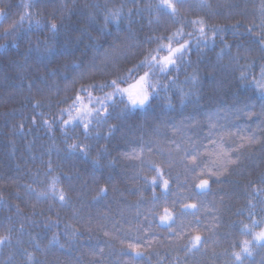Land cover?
Wrapping results in <instances>:
<instances>
[{"label":"trees","instance_id":"obj_1","mask_svg":"<svg viewBox=\"0 0 264 264\" xmlns=\"http://www.w3.org/2000/svg\"><path fill=\"white\" fill-rule=\"evenodd\" d=\"M24 2L0 0V8L9 13L8 23L19 19L24 9L17 6ZM48 2L47 8L33 11L42 12L45 20L55 12L62 30L54 40L49 33L33 29L27 35L18 34L17 48L0 49V234L14 229L10 244L0 246V264H128L134 255L128 243L143 245L145 241H150V246L141 248L144 256L137 258L140 264H233L232 252L240 250L233 246L251 239L242 234L243 226L255 221V231L264 228V99L251 87V79L247 83L239 79L240 70L249 64H253L249 77L259 79L264 66V58L253 44L257 37L246 32L260 23L261 0H207L211 8L202 7L201 0H187L175 20L150 13L148 5L154 0H64L71 14L65 11L62 19L61 0ZM121 5H125L121 23H109L107 34L102 35L106 8L119 9ZM196 19L207 25V46L204 41L197 44L198 32L189 23ZM233 26H238L235 35ZM215 27L226 31L213 41L210 29ZM181 28L184 39L191 41L190 52L179 72L173 73L174 84L167 93L161 92L146 114L116 119L122 107L118 106L109 109L112 118L107 123L90 125L87 139L82 126L73 130L69 125L62 131L60 113L70 108L81 85L99 84L117 74L111 65H101L99 58L95 64L104 70L87 71L96 55L93 43L104 49L114 40L131 45L130 53L117 66L119 74L126 75L127 68L157 47L159 38ZM188 32L193 36L188 37ZM46 41L58 53L47 69L25 60L30 47ZM10 43L0 39V44ZM225 43L231 45L233 54L239 50V63L227 55L218 59ZM249 47L251 54H244ZM74 64L87 71L82 79ZM30 82H36L31 90ZM37 101L38 108L34 107ZM67 117L65 112L63 118ZM210 123L215 125L211 135ZM112 125L116 130L109 135ZM249 136L257 142L250 143ZM72 143L85 145L88 155L70 152ZM241 143L244 146L238 147ZM192 144L200 150L203 177L197 175L199 169L191 173L192 165L184 158ZM141 146L143 160L156 163L170 181V210L177 201V220L171 231L159 220L165 206L160 195L163 189H156L154 204L148 183L156 173L141 171L139 160L127 158L126 153L133 149L138 153ZM221 147H238L231 155L239 160L228 166L218 182L207 171L219 167L214 161ZM54 178H58L57 188L66 194L65 205L59 200L36 199L35 193L46 191ZM201 178L209 179L203 193L195 188ZM103 186L107 194L94 199ZM180 202L196 203V215L181 217ZM190 225L198 226L208 243L199 252L186 254L187 234H195ZM73 229H78L75 236L71 235ZM182 230L186 235L178 236ZM105 231L110 235L105 236ZM54 235L57 243H52ZM244 264H264V247L253 248Z\"/></svg>","mask_w":264,"mask_h":264},{"label":"snow or ice","instance_id":"obj_2","mask_svg":"<svg viewBox=\"0 0 264 264\" xmlns=\"http://www.w3.org/2000/svg\"><path fill=\"white\" fill-rule=\"evenodd\" d=\"M133 3H137V0H132ZM187 3V0H154V2L149 3L148 11L150 13H156L158 16H166L175 20L179 16L180 8L184 7ZM49 6L48 0H25V2L17 7L23 8L24 11L19 15L18 20L9 21V13L4 9L0 8V27L3 28V35L0 36V39L5 41H11L10 44H0V49L8 48H17V39L19 38L18 34L27 35L28 32H32L35 29L37 32L43 34L45 32L50 34L51 39H55L62 30V25L56 23L57 16L55 12L50 14V16L45 20L43 18L42 12H35L34 9H45ZM201 6L206 8H211V5L207 3V0H201ZM52 7H56L52 5ZM61 19L63 18L64 12L67 11L71 14L69 5L61 0L60 5ZM93 8H98L99 5H92ZM125 5H121L119 9H107L104 16V28H102L101 34H107V26L109 23L119 25L122 20V12ZM139 11V10H138ZM89 19H92V16L89 15ZM27 23L28 28L25 30L24 25ZM194 30L198 32L197 44L201 41L205 42L207 46V40L209 39L208 31H206L207 25L203 19H196L189 22ZM234 32L238 30V26H233ZM225 29L215 27L210 29L211 39L214 41L217 35L225 32ZM246 32L254 37H257L253 44H255L261 54V57L264 58V0H261V18L259 24H253L251 27L246 29ZM110 35V34H109ZM188 37L193 36L192 32L186 34ZM185 33L183 29H178L175 33L168 36L167 38H159L157 42V47L147 54L144 55V58L136 63L133 67L126 69V75L119 74L117 66L119 65L122 58H126L127 54L131 51V45L126 41L114 40L108 45L107 49H104L103 45L99 43H93V51L96 55L93 56V64L90 65L87 71H103V68L98 67L95 64L97 58L100 60V64L105 67L111 65L112 68L117 69V74L115 78L111 80H105L99 84H90V85H81L79 91L76 93L75 98L72 100L70 108L63 110L60 113L62 125V131H67L68 126L71 125L73 130L76 127L83 128V135L87 139L91 135L92 129L90 125L93 122L97 126L103 125L112 118V112L109 109H116L120 107L119 115L116 119H127L131 118L136 113L146 114L148 110L152 107L153 102L160 98L161 92L167 93V90L174 84L173 73L179 72L180 65L184 62L185 57L190 52L191 41L184 39ZM166 40V42H165ZM103 49V51H101ZM252 48L249 47L244 49V54H251ZM58 53L54 46H52L47 41L41 45L37 42L34 48L30 47L28 49V54L25 56L26 61H32L38 67H43L47 69L48 65L57 57ZM227 55L230 60L235 63H239L240 52L237 51L236 54L231 52V45L224 44V47L221 48L220 53L218 54V59ZM18 67H21L18 65ZM253 64H249L247 68H242L240 70L239 79L241 82L247 83L251 79V87H253L257 92H259L260 97L264 99V66L260 69L259 79L255 76L249 77L248 69H251ZM81 65L74 64V70L78 71L79 77L82 79L84 75L87 74V71H80ZM195 80V77L192 78ZM40 83L44 82V79L39 78ZM36 86V82H30L28 84L29 90ZM39 91V89H38ZM101 92L104 93L103 96H96L94 93ZM87 94L86 96L84 94ZM182 97L185 95L181 93ZM183 103V100L181 101ZM169 107H172L169 102ZM34 107H40V101H37ZM73 110L76 112V115L73 116ZM68 113V118L64 119V113ZM103 114V119L101 115ZM261 114L264 115V104L261 105ZM42 115V114H41ZM246 115L251 117L253 113L246 112ZM190 119L194 120V117ZM35 122V120H33ZM44 123L48 125L51 129L52 125L49 121L45 120ZM23 128V125H20ZM172 127L179 131V128L173 124ZM215 125L210 123L209 135H211V129ZM116 130V126L112 125L109 128V135ZM224 136H220V140L223 141ZM244 137H241L243 140ZM248 141L257 142L254 137H247ZM216 143L215 140L211 141ZM241 143L238 147H243ZM177 145V149H179ZM192 150L185 152V159L188 161L192 167L189 169L191 173L199 172L198 176L203 177L205 174V168H201L199 160L200 150L192 144ZM238 147H232L229 149H224L221 147L220 152L217 154V159L214 163L218 164L219 167L216 169H209L207 175L209 177L215 176L219 182V177L224 175L228 171V166L231 164L237 163L239 156L233 157L232 152L238 151ZM70 152L79 151L81 154L87 156L88 148L80 143H72L68 145ZM151 151V149H149ZM144 147L133 149L131 154H127V158L130 160H139L141 164V171L147 170L148 172H155L156 175L152 176L150 181L145 177V180L150 183L153 191V202H157L156 189L158 187L162 188L161 197L165 201V206L163 208V214L159 215L160 224L168 228L169 231L173 229V225L176 223L177 217L175 215V208L177 201H173L171 205V210L167 206L168 194L170 192V181L164 178V173L160 167L151 161L146 162L143 160ZM98 166V161L95 162ZM146 165V168H145ZM50 168V165H49ZM264 182V178H262ZM58 178H54L46 191L36 192L35 196L37 201L41 199H52L59 200L62 205L68 203L67 197L63 189L57 188ZM30 187V186H29ZM209 187V179L201 178L199 182L195 185V188L199 190L200 193L205 192ZM107 187H100L97 196L94 199L102 198L107 194ZM180 206L183 209L181 217L187 215H196L197 204L196 203H186L180 202ZM191 210V211H190ZM183 224V220H181ZM191 226V225H190ZM195 234L188 235V244L185 246V253H195L199 252L208 241L202 237L198 226H191ZM256 222L253 221L252 225H244L242 234L245 236H250L251 239H245L241 244L234 245L233 248H239V251H233V264H244V259L248 256H251L252 249L259 246L264 247V228H261L259 231H255ZM23 225H21V230ZM14 231L12 228L6 230L7 234H0V246L10 244L11 234ZM78 233V229H73L71 235L75 236ZM105 236L110 235L107 231L104 233ZM178 236L186 235L182 230L180 233H177ZM58 237L53 236L52 243H57ZM150 246V241H145L143 245L136 242H129L128 248L134 253L130 257L128 264H140V261L137 258H143L144 252L141 251V248L147 249ZM63 247V245H61ZM100 252H103V249H100ZM29 259H32L31 254Z\"/></svg>","mask_w":264,"mask_h":264},{"label":"rangeland","instance_id":"obj_3","mask_svg":"<svg viewBox=\"0 0 264 264\" xmlns=\"http://www.w3.org/2000/svg\"><path fill=\"white\" fill-rule=\"evenodd\" d=\"M104 95V93L103 94H101V95H98V96H103ZM72 115L73 116H75L76 115V112L73 110V112H72ZM68 118V117H67Z\"/></svg>","mask_w":264,"mask_h":264}]
</instances>
